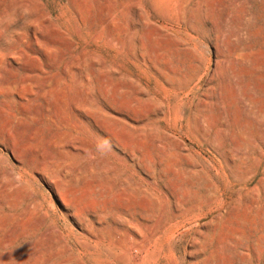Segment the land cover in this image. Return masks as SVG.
Returning a JSON list of instances; mask_svg holds the SVG:
<instances>
[{"label":"rangeland","instance_id":"1","mask_svg":"<svg viewBox=\"0 0 264 264\" xmlns=\"http://www.w3.org/2000/svg\"><path fill=\"white\" fill-rule=\"evenodd\" d=\"M0 264H264V0H0Z\"/></svg>","mask_w":264,"mask_h":264}]
</instances>
